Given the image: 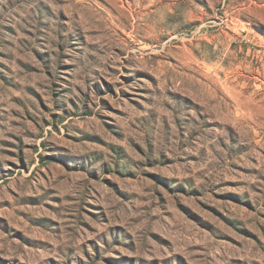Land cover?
I'll return each mask as SVG.
<instances>
[{
	"label": "rangeland",
	"instance_id": "1",
	"mask_svg": "<svg viewBox=\"0 0 264 264\" xmlns=\"http://www.w3.org/2000/svg\"><path fill=\"white\" fill-rule=\"evenodd\" d=\"M0 264H264V0H0Z\"/></svg>",
	"mask_w": 264,
	"mask_h": 264
}]
</instances>
